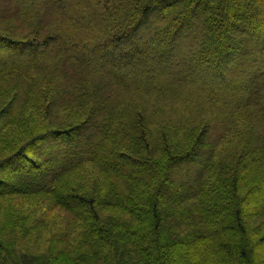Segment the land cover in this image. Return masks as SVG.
Instances as JSON below:
<instances>
[{
  "label": "trees",
  "instance_id": "16d2710c",
  "mask_svg": "<svg viewBox=\"0 0 264 264\" xmlns=\"http://www.w3.org/2000/svg\"><path fill=\"white\" fill-rule=\"evenodd\" d=\"M72 1L0 0V264H264V0Z\"/></svg>",
  "mask_w": 264,
  "mask_h": 264
},
{
  "label": "rangeland",
  "instance_id": "374dc122",
  "mask_svg": "<svg viewBox=\"0 0 264 264\" xmlns=\"http://www.w3.org/2000/svg\"><path fill=\"white\" fill-rule=\"evenodd\" d=\"M5 1H8V3L13 1L12 6H16V4L14 3V1H15V2H18V3H20V4L30 5V3H33V2H42V1H45V0H29V1H27V2H25L24 0H5ZM46 1H47V0H46ZM68 1H72V0H68ZM73 1L76 2V0H73ZM73 1H72V2H73ZM96 2H97V0H96ZM105 2H106V0H104V2L101 3V4L104 5ZM55 3H57V2H55ZM1 7H5V8L7 9V8H8V5H6V3H3V2H2ZM9 8H10V7H9ZM9 8H8V9H9ZM8 9H7V10H8ZM10 9H11V8H10ZM11 13L13 14L14 12H11ZM14 25H17L16 27H17L18 29H23L24 31H27V30L30 29V22H29V21H24V22H23V20H22V19H19V18L14 19ZM190 28H191V27L189 26L188 29H190ZM139 45H140V47H142V48H144V49L149 47L148 44L145 43V42H141V43H139ZM155 48L157 49L156 46H154V47H149V50L146 49L147 51H145V56H144V57H145V62H146V63H149V60L152 59V52H153V50H155ZM128 50H129V51H132V48H129ZM199 53H201V51H200V50H197L196 52H194L193 55H195V57H196ZM191 55H192V54H191ZM193 55H192V57H190V61L186 64V66L189 67V68L193 71V78H194L195 80H200V78H199V73H198V72H199V68H198V67H195V66H192V62H193V60H194V58H195ZM148 59H149V60H148ZM202 70L205 71L204 74H205L206 78L208 79V83H209L210 85H214V84H215V80H214V78H213V76H212V73L206 71V69H202ZM180 78H181L182 80L185 79L184 75H181ZM84 138H85V137H84ZM262 194L264 195V190H263ZM262 194L260 193V196H261ZM261 197H262V196H261ZM0 203H2V206H3V205H8V204H9V202H6V201L0 202ZM19 203H20L22 206H26V205H27V201H26V202H25V201H20Z\"/></svg>",
  "mask_w": 264,
  "mask_h": 264
}]
</instances>
